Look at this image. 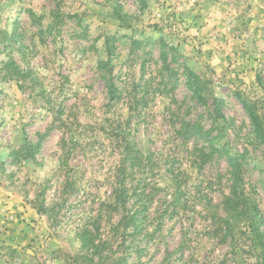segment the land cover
<instances>
[{"label":"rangeland","instance_id":"1","mask_svg":"<svg viewBox=\"0 0 264 264\" xmlns=\"http://www.w3.org/2000/svg\"><path fill=\"white\" fill-rule=\"evenodd\" d=\"M242 99L264 0H0V264H264Z\"/></svg>","mask_w":264,"mask_h":264},{"label":"trees","instance_id":"2","mask_svg":"<svg viewBox=\"0 0 264 264\" xmlns=\"http://www.w3.org/2000/svg\"><path fill=\"white\" fill-rule=\"evenodd\" d=\"M207 81L200 77L196 73L190 74V80L188 82L189 89L192 92L193 96L202 104L206 103V87ZM214 112L216 113V117L221 115L220 105L216 97H212ZM242 106L246 111L251 124L254 129L258 132H264V119L258 111L257 105L251 101L242 99ZM235 170V168H233Z\"/></svg>","mask_w":264,"mask_h":264}]
</instances>
